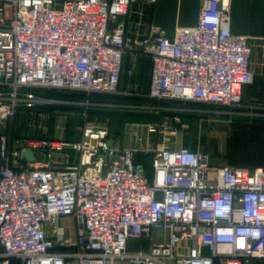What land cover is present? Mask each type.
Returning <instances> with one entry per match:
<instances>
[{"label":"built area","instance_id":"1","mask_svg":"<svg viewBox=\"0 0 264 264\" xmlns=\"http://www.w3.org/2000/svg\"><path fill=\"white\" fill-rule=\"evenodd\" d=\"M132 2L0 0V128L50 103L45 91L127 94L129 53L151 59L149 98L242 115L255 75L249 38L230 30L231 0H203L196 26L150 39L126 34ZM180 123H135L124 147L92 123L78 141L11 147L0 135V264L264 263V166L214 165L209 152L171 139ZM138 154H152L150 175ZM66 217L79 221L74 240L59 225ZM146 238L148 250H130Z\"/></svg>","mask_w":264,"mask_h":264},{"label":"rangeland","instance_id":"2","mask_svg":"<svg viewBox=\"0 0 264 264\" xmlns=\"http://www.w3.org/2000/svg\"><path fill=\"white\" fill-rule=\"evenodd\" d=\"M135 74L128 76L127 94L80 95L67 91H51L45 95L51 101L31 112H19L6 126L0 128L9 145L16 146L25 138H56L78 141L83 136L87 123L106 128L113 138L124 140L135 123L167 120L172 113L170 106L191 109L184 112L191 117L189 122L180 125V137L185 136L198 142L202 149L221 163L223 156L237 161H264L263 137L242 126L238 121L218 123L213 121L216 110L210 105L180 101H157L149 98L148 73L150 61L143 60ZM130 78V79H129ZM136 78V79H135ZM202 119L200 123L196 119ZM206 120V121H205ZM185 125V126H184ZM186 128H184V127ZM188 127V128H187ZM1 154V147H0ZM152 154L149 155L146 174L152 172ZM151 240L144 239L130 250H148Z\"/></svg>","mask_w":264,"mask_h":264},{"label":"crops","instance_id":"3","mask_svg":"<svg viewBox=\"0 0 264 264\" xmlns=\"http://www.w3.org/2000/svg\"><path fill=\"white\" fill-rule=\"evenodd\" d=\"M62 1L58 0L59 4ZM202 3L203 0H157L155 4H151L149 0H133L130 5L129 15L126 18V34L139 39H150L156 35L155 29L161 33H174L177 29L194 27L198 24ZM228 18L232 33L249 38L252 47L251 70L255 75V80L253 84L243 88L242 115L231 117L228 114H216L213 117V121L218 123L233 122V120L235 122L238 121L242 126L251 129L255 133L257 132L264 139V0H231ZM145 59L150 61L147 91L149 93L152 62L148 56L141 53H129L125 57L124 72L119 85L122 93L131 91L128 86L131 81L130 75L135 74L133 71L136 72L138 65ZM127 73L130 80H128ZM169 108L172 113L170 116H167V120L163 119L155 122H173L177 117L180 119V125H182L191 120V117H187L185 114L191 111V109L176 107L174 105ZM215 110L217 111L218 109L215 108ZM195 121L200 123L202 119H196ZM180 134L179 132L176 137L171 138L176 142L177 146H187L194 150L198 148L202 149L198 142L193 141L189 137H180ZM120 141L123 147L128 145V134L124 140L120 139ZM143 156L146 155L138 154L137 162L147 168V164L145 165L143 163ZM223 157L225 159L220 164L217 163V160L214 162L212 157L213 164L217 166L233 165V162L228 156ZM257 164L262 165L264 161H258ZM78 223L79 221L75 218L66 217L60 220L59 225L65 228L67 237L74 240L77 236ZM46 229L49 237L56 240V236L53 233V226L47 225ZM55 251L74 253L77 249L75 247L57 246ZM73 264L77 263L74 262ZM253 264L264 263L262 261H256Z\"/></svg>","mask_w":264,"mask_h":264},{"label":"trees","instance_id":"4","mask_svg":"<svg viewBox=\"0 0 264 264\" xmlns=\"http://www.w3.org/2000/svg\"><path fill=\"white\" fill-rule=\"evenodd\" d=\"M51 91H56V90H49V91H45L44 92V95H48L47 93L51 92ZM73 93V92H72ZM79 94V93H78ZM80 95H83V94H80ZM251 131V129H250ZM149 158V155L148 156H143V163L147 166H148V161L147 159ZM229 159L233 162V165H236V166H248V167H257V166H264V164L262 165H258L257 162L258 161H249V160H244V161H237L231 157H229ZM11 264H20L19 261L15 260V259H11L10 260Z\"/></svg>","mask_w":264,"mask_h":264},{"label":"water","instance_id":"5","mask_svg":"<svg viewBox=\"0 0 264 264\" xmlns=\"http://www.w3.org/2000/svg\"><path fill=\"white\" fill-rule=\"evenodd\" d=\"M163 36H168V37H173L174 33L173 32H163L162 33ZM110 145H113V142L110 143ZM120 153H118L115 157L114 160L118 159ZM22 159H26L30 162H33L35 160V154L32 150H26V151H22ZM106 163H109V155H107L106 157Z\"/></svg>","mask_w":264,"mask_h":264}]
</instances>
